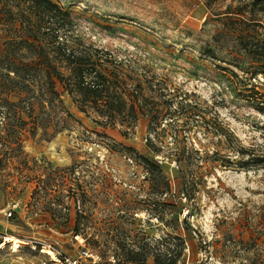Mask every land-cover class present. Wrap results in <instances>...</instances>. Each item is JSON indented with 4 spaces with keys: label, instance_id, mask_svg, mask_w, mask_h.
Returning a JSON list of instances; mask_svg holds the SVG:
<instances>
[{
    "label": "rangeland",
    "instance_id": "rangeland-1",
    "mask_svg": "<svg viewBox=\"0 0 264 264\" xmlns=\"http://www.w3.org/2000/svg\"><path fill=\"white\" fill-rule=\"evenodd\" d=\"M54 1L80 41L162 82L153 100L172 96L174 112L103 127L63 94L73 118L62 130L31 135L27 125L21 147L0 154V264H92L83 248L95 264H129L123 250L175 252V235L177 264H264V113L252 99L264 101V0ZM228 5L241 9V34L220 21ZM7 33L0 25V55ZM138 155L161 165L169 186Z\"/></svg>",
    "mask_w": 264,
    "mask_h": 264
},
{
    "label": "trees",
    "instance_id": "trees-1",
    "mask_svg": "<svg viewBox=\"0 0 264 264\" xmlns=\"http://www.w3.org/2000/svg\"><path fill=\"white\" fill-rule=\"evenodd\" d=\"M226 10L220 21L231 32L241 34V9L228 5ZM70 23L69 11L54 0H0V25L8 30L0 55V154L8 156L21 147V135L27 125L31 135L45 126L54 127L53 132L62 130L66 121L73 118L63 94L80 113L103 127L120 124L131 128L139 116L161 120L173 114L174 110L166 106L172 96L153 100L157 93L166 94L162 82L148 75L131 76L123 61L80 41ZM258 48L263 59V46ZM212 57L218 56L212 52ZM15 97L16 101L12 99ZM253 97L255 108L264 113V101ZM138 157L147 170L157 171L163 185L169 186L161 165L144 155ZM168 206L163 201L154 204L155 214L161 218L169 214ZM73 231L78 233L77 219ZM172 238L175 252L163 246L154 253L123 250L120 261L144 264L151 256L154 264H177L184 242L178 235ZM34 245L40 248L39 244Z\"/></svg>",
    "mask_w": 264,
    "mask_h": 264
},
{
    "label": "built area",
    "instance_id": "built-area-1",
    "mask_svg": "<svg viewBox=\"0 0 264 264\" xmlns=\"http://www.w3.org/2000/svg\"><path fill=\"white\" fill-rule=\"evenodd\" d=\"M17 207L18 203L12 204V206L10 207V211L8 212V216H10ZM80 257L87 259L92 264H95L99 260V256L97 254L85 248L81 249L79 258ZM62 261L64 264H82L81 261L78 260V258L64 257L62 258Z\"/></svg>",
    "mask_w": 264,
    "mask_h": 264
},
{
    "label": "bare ground",
    "instance_id": "bare-ground-1",
    "mask_svg": "<svg viewBox=\"0 0 264 264\" xmlns=\"http://www.w3.org/2000/svg\"><path fill=\"white\" fill-rule=\"evenodd\" d=\"M7 239L10 240L11 237H10V236H9V237L6 236V237H5V240L7 241ZM45 252H46L47 255H50L51 257H54L53 250L48 249V250H46Z\"/></svg>",
    "mask_w": 264,
    "mask_h": 264
}]
</instances>
